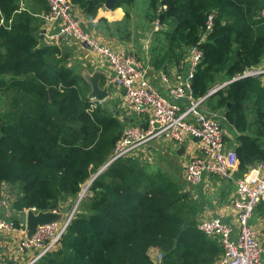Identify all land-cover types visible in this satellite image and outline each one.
I'll use <instances>...</instances> for the list:
<instances>
[{"label": "trees", "instance_id": "16d2710c", "mask_svg": "<svg viewBox=\"0 0 264 264\" xmlns=\"http://www.w3.org/2000/svg\"><path fill=\"white\" fill-rule=\"evenodd\" d=\"M94 19L105 0H71ZM134 0H115L128 21ZM160 3L165 9L157 12ZM264 0H148L146 18L155 30L150 63L160 70L177 63L196 45L202 59L191 80L199 98L216 83L258 65L264 56ZM45 0H0V187L10 208L20 212L62 209L82 184L107 161L128 119L114 107H89L90 84L54 44L41 40ZM214 20L206 28L208 16ZM164 38V43L160 42ZM224 109L236 130L233 149L242 177L264 158V80H235L207 96ZM180 182L146 172L132 156L115 160L92 180L88 193L62 233L57 247L32 264H218L222 246L197 228L194 208ZM264 206V203L258 204ZM70 208V206H69ZM15 224L19 221L15 219Z\"/></svg>", "mask_w": 264, "mask_h": 264}, {"label": "built area", "instance_id": "2783aa9c", "mask_svg": "<svg viewBox=\"0 0 264 264\" xmlns=\"http://www.w3.org/2000/svg\"><path fill=\"white\" fill-rule=\"evenodd\" d=\"M45 1L48 10L41 14L45 27L40 34L52 42L75 39L88 47L94 54L103 58L108 64L109 70L104 77L102 86H106L107 89L118 88L121 91L120 107L125 113L134 114L138 118L137 122L128 124L122 129L107 161L99 169L103 170L115 160L129 156L133 151L152 140H167L177 145L188 141L192 143L190 146L193 145L200 152V155L189 153L190 156L184 166V182L198 183L204 174L220 177L231 176L238 164L236 153L234 149L226 147L219 121L206 114L202 110V105L207 96L235 80L256 75H261L264 80V56L258 65L246 69L228 80L214 84L207 94L195 98L192 94L191 80L201 62L202 51L193 45L184 54L185 60L180 66L182 73L176 76L174 82H169L165 75L161 74L159 77L167 85L168 95L165 96L148 80L149 62L147 57L140 58L133 52L111 48L93 37L76 18L75 7L71 0ZM165 7L164 3H160L157 6V12H161ZM259 15L264 18V5L260 9ZM213 20L214 18L210 14L206 21L208 30H210ZM55 21H58L57 29L50 34L47 32L46 26ZM163 28L164 26L158 19L153 20V31ZM182 59L179 62H182ZM87 100L90 108L103 102L89 95ZM174 101L182 102L183 106H180V102ZM195 137L199 139L194 140ZM97 172L82 184L81 192L75 197V203L69 214H65L60 221L37 225L30 236L27 234L25 216L28 210L35 213L37 210L31 207L17 212L19 213L17 219L19 224H15L14 218L5 217L10 211V198L6 192L7 189L5 192L0 189V235L10 234L15 237L13 251L17 257L23 259L20 264H32L39 257L57 247L79 201L88 193L89 186L98 174ZM236 185L237 190L231 201L236 220V234L233 236V227L219 217L201 219L197 222V228L206 235L219 238L223 255L218 264H259L262 247L255 229L250 224V218L254 208L258 204L264 203V158L251 166L248 172L236 181ZM148 255L152 264H159L162 259V253L157 247L150 248Z\"/></svg>", "mask_w": 264, "mask_h": 264}, {"label": "crops", "instance_id": "0c3cea01", "mask_svg": "<svg viewBox=\"0 0 264 264\" xmlns=\"http://www.w3.org/2000/svg\"><path fill=\"white\" fill-rule=\"evenodd\" d=\"M74 7L75 16L84 26V29L100 42L108 45L111 48L133 52L140 58L147 57L149 62V72L147 75L148 80L159 92L165 96L168 95L167 85L164 84L159 79V77L162 74L168 78L169 82H174L176 76L182 73L180 66L183 65V61L185 60L184 54L187 53L188 48L185 49L182 57L180 58H183L182 62L178 61L175 63L174 61H169L163 66L162 69L157 70L152 67L149 58V49L154 44V37L156 34L152 30V24L146 18V13L139 20L133 13V8H131L129 12V19L125 22V12L122 7L107 9L102 6L98 9L97 15L94 19H89L77 6L74 5ZM57 24L58 21H55L46 26L47 32L50 34L53 33L57 29ZM160 38V42L164 43V38ZM53 44L58 47L59 50H61V53L66 55L68 64L72 66L77 72H83L82 75L84 77L93 76L97 73L101 74L98 83L102 87L104 77L109 70L108 64L105 60H103V58L94 54L88 47L77 41L74 42L64 39L59 40V42L56 44ZM108 97L111 98V102L116 108H118V115H121V112L123 114V110L120 107L121 91L116 87H111L108 89ZM213 103L214 99H211L209 102H204L202 105V110L206 114L219 121L224 133L225 145L226 147L233 149L236 130L225 120L224 109H213ZM179 104L181 107L183 106L182 102ZM122 118L128 119L130 124L137 122L138 119L134 114L127 113H125ZM190 144L192 143L187 141L184 144L174 145V153L176 155L187 157L185 159L186 162L190 156L189 153L192 155H200V152L195 149L193 145L190 146ZM180 145L184 146L183 150L181 151ZM178 151L180 152L178 153ZM240 178L241 177H238L236 167L229 177L204 174L198 183L187 186L186 190L184 189L183 191L185 192L188 203L192 205L195 210L194 215L196 217V221L198 222L201 219L209 217H219L221 220L229 223L233 227L232 235L234 236L237 232V228H235L236 220L231 207V201L237 190L236 181ZM7 189H9L8 186ZM71 201L72 199H68L62 209L57 211L61 215L60 220H62L65 216V212L69 208ZM5 217L14 218L17 220L19 218V213L14 212L10 208V211ZM250 224L255 229L259 244L262 247L259 264H264V206H258L254 208L250 218ZM0 236V264H20L23 259L17 257L13 251L16 241L15 237L10 234ZM218 241L220 243L219 238ZM6 247H9L8 251H6ZM222 255L223 252H221L219 260L222 258Z\"/></svg>", "mask_w": 264, "mask_h": 264}, {"label": "rangeland", "instance_id": "374dc122", "mask_svg": "<svg viewBox=\"0 0 264 264\" xmlns=\"http://www.w3.org/2000/svg\"><path fill=\"white\" fill-rule=\"evenodd\" d=\"M147 1L148 0H134V2H133L132 11L137 16V19H139V20L146 13ZM21 4L22 5L24 4V0H21ZM44 27H45V24H44V22H42V24H41V26L39 28V31H42ZM40 38L44 42L45 41L47 43L52 42V40L45 39L42 35L40 36ZM68 40L74 41V42L77 41V40L72 39V38H70ZM57 42H59V41H57ZM57 42H52V43L56 44ZM79 73H81V72H79ZM107 99L110 101V103L112 105H114L111 102V98L108 97ZM4 107H5L4 97H1L0 98V108H1V110L4 109ZM114 110H115L116 114H119V111H117L118 108H116L115 105H114ZM124 114H125L124 111H123V114L121 112V115H118L119 118L123 119L122 116ZM125 126H128V124H126ZM160 141L159 140H152V141L148 142L147 144L139 147L137 150L133 151L129 155L134 157L135 159L139 160V162H141L145 166L146 172H149L150 174H153L155 172L160 171V172L168 175L169 177H171V178H173L175 180L177 178V180L181 184L180 185L181 189L182 190H184V189L186 190L187 186L190 185L189 183L184 182V178H183L184 163H186L185 159L187 157L176 155L174 153V145L175 144L173 142H169L167 140H164V141H161V142ZM0 189H3V191L5 192L6 189H7V186L3 185L2 188H0ZM82 189H83V187H82ZM83 197H85V195ZM79 202L81 203L82 201H79ZM70 203H71L70 204V208L67 209L68 211L66 210V212H65L66 214L67 213L69 214L71 207L75 203V199L73 198ZM78 205H79V203H78ZM8 249H9V247H6V251H8Z\"/></svg>", "mask_w": 264, "mask_h": 264}, {"label": "water", "instance_id": "95a60500", "mask_svg": "<svg viewBox=\"0 0 264 264\" xmlns=\"http://www.w3.org/2000/svg\"><path fill=\"white\" fill-rule=\"evenodd\" d=\"M115 0H105L103 7L107 9H112ZM101 74L97 73L93 76L85 77L88 83L90 84V91L88 93L89 96H94L95 98L102 100L104 104L112 107V104L107 99L108 98V89L106 86H100L98 81ZM198 137H195L194 140H198ZM184 146L180 145V151L183 150ZM178 151V153L180 152ZM102 169V168H101ZM98 170L97 173L101 171ZM96 173V174H97ZM13 190V184H9V191ZM61 219V215L57 211H37L36 213L32 210H28L25 216V225L27 228V234L30 236L37 225H42L45 223L58 221Z\"/></svg>", "mask_w": 264, "mask_h": 264}]
</instances>
